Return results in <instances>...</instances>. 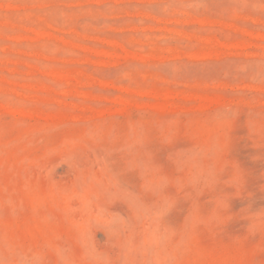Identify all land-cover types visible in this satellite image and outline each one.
<instances>
[{
    "label": "rangeland",
    "instance_id": "obj_1",
    "mask_svg": "<svg viewBox=\"0 0 264 264\" xmlns=\"http://www.w3.org/2000/svg\"><path fill=\"white\" fill-rule=\"evenodd\" d=\"M0 264H264V0H0Z\"/></svg>",
    "mask_w": 264,
    "mask_h": 264
}]
</instances>
